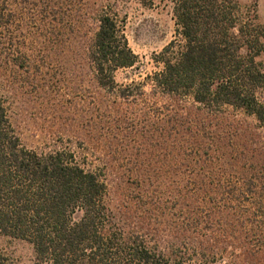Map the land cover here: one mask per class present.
Returning a JSON list of instances; mask_svg holds the SVG:
<instances>
[{
  "label": "trees",
  "instance_id": "trees-1",
  "mask_svg": "<svg viewBox=\"0 0 264 264\" xmlns=\"http://www.w3.org/2000/svg\"><path fill=\"white\" fill-rule=\"evenodd\" d=\"M64 2L45 0L50 10ZM173 2L179 41L156 56L160 72L124 91L148 87L168 101L169 121L182 134L174 155L186 168L192 157L207 159L210 170H221L227 187L222 207L213 209L207 222L222 217L223 238L232 233L240 242L246 235L258 239L249 264H264V138L257 132L264 127V27L256 16L243 19L235 0ZM88 54L105 90H116L115 73L138 62L124 26L104 10ZM230 112L260 126L237 122L221 134L213 120ZM201 115L212 124L203 140L197 139L204 132ZM193 132L198 136L192 138ZM154 212H146L143 225L118 217L104 170L89 166L71 148H28L0 88V235L33 245L38 264H185L190 254L179 251L183 242L164 247L156 224H147ZM185 225L180 238L198 227L195 219ZM0 264L12 263L0 253Z\"/></svg>",
  "mask_w": 264,
  "mask_h": 264
},
{
  "label": "rangeland",
  "instance_id": "rangeland-1",
  "mask_svg": "<svg viewBox=\"0 0 264 264\" xmlns=\"http://www.w3.org/2000/svg\"><path fill=\"white\" fill-rule=\"evenodd\" d=\"M235 1L243 19L256 16L264 27L260 0ZM64 4L50 10L45 0H0V88L23 143L40 152L71 148L89 166L104 170L116 215L143 225L146 212L155 210L147 224H156L164 247L183 242L179 251L190 254L185 264H249L258 239L242 238L248 256L234 234L222 237V217L213 215V222H207L212 210L222 207V190L227 189L221 170H210L202 157L190 158V168L182 166L173 153L182 134L169 121L168 101L148 87L124 91L160 72L156 56L179 41L173 0ZM102 10L124 26L138 58L134 67L115 73L116 90L98 86L88 54ZM205 118L199 117L204 132L197 139H205L212 125ZM213 121L221 134L237 122L252 129L260 126L254 118L233 112ZM257 132L264 138V127ZM191 219L198 227L180 238L179 227ZM0 253L12 264H38L33 245L24 240L0 235Z\"/></svg>",
  "mask_w": 264,
  "mask_h": 264
},
{
  "label": "crops",
  "instance_id": "crops-1",
  "mask_svg": "<svg viewBox=\"0 0 264 264\" xmlns=\"http://www.w3.org/2000/svg\"><path fill=\"white\" fill-rule=\"evenodd\" d=\"M260 5L262 6H264V0H260Z\"/></svg>",
  "mask_w": 264,
  "mask_h": 264
}]
</instances>
